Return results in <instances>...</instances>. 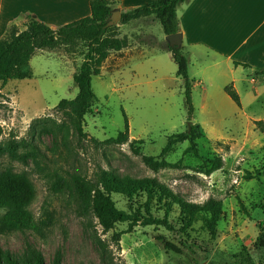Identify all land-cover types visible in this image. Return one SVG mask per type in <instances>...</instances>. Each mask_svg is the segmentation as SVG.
Segmentation results:
<instances>
[{
    "label": "rangeland",
    "instance_id": "obj_1",
    "mask_svg": "<svg viewBox=\"0 0 264 264\" xmlns=\"http://www.w3.org/2000/svg\"><path fill=\"white\" fill-rule=\"evenodd\" d=\"M122 31L129 45L113 53L93 77L98 99L86 115L84 134L75 127L71 110L58 107L61 100L78 95L74 75L82 56L38 50L30 60L32 77L0 81L2 148L11 140L28 144L18 150L24 159L0 155V194L28 200L33 222L3 226L6 208L0 206V248L21 259L31 246L47 264L58 253L62 264H193L153 238L167 233L164 229L138 226L116 242L115 233L126 230L127 223L104 231L95 214L81 212L73 175L81 172L95 180L104 170L152 179L197 204L222 201L215 246L201 263L264 264V247L256 244L264 232V78L252 74L256 98L247 94L250 83L243 82L252 75L244 70L246 79L237 81L239 106L226 92L232 84L226 63L207 67L212 58L194 57L189 61V75L195 79L190 115L185 81L177 75L172 53L150 43V35L166 40L160 21L137 20ZM142 36L148 41L142 43ZM182 51L187 55V49ZM234 76L240 80L241 75ZM126 119L125 140L119 133L126 131ZM188 122L200 126L199 155L185 152L189 140L162 155L168 137L188 130ZM113 198L118 207L130 210L125 196ZM193 235L208 237L201 224Z\"/></svg>",
    "mask_w": 264,
    "mask_h": 264
},
{
    "label": "trees",
    "instance_id": "obj_2",
    "mask_svg": "<svg viewBox=\"0 0 264 264\" xmlns=\"http://www.w3.org/2000/svg\"><path fill=\"white\" fill-rule=\"evenodd\" d=\"M190 0H153L136 8L121 11L120 20L114 23L112 17L119 2L115 0H91V15L70 23L52 27L33 14H26L21 29L18 23H12L3 37L0 38V81L6 84L10 79L32 77L30 60L38 50L62 51L83 57L79 72L74 75L78 87V95L74 99H63L59 108L70 109L78 132L84 134L86 115L93 112L98 97L94 91L92 80L101 73L103 63L113 53L128 47V39L122 36L120 24H128L135 20H158L165 34L181 31L178 8ZM150 43L160 44L162 48L172 52L178 65L177 75L185 81V96L189 114L194 112L192 88L194 79L189 75V62L181 49L171 47L166 40H159L150 35ZM143 43L146 36L140 37ZM236 65L252 67L248 63L235 62ZM256 77L264 78V65L254 68ZM229 96L241 106L240 94L233 84L226 86ZM3 97L0 91V100ZM199 125H193L184 132L174 133L168 137L162 155L186 140L191 143L186 148L187 154L199 155L197 139ZM129 124L126 119V131L120 137H128ZM139 143H144L138 140ZM28 145L25 140H11L6 150L0 142V155L7 153L12 159L25 158L18 155V150ZM72 185L77 194L81 212L85 216L95 214L104 231L112 230L119 223H127L128 228L117 232L114 240L119 242L123 233L132 232L136 227L153 226L156 230L164 229L167 233H157L153 238L165 251H172L188 257L193 264H202L212 252L218 236V224L223 215V203L211 200L206 204H197L174 194L167 188L148 178H136L130 175L121 176L111 171H100L95 180L81 172L75 173ZM123 195L129 200L130 210L118 207L113 195ZM28 200L0 194V206L6 208L2 224L32 225L27 210ZM176 213V217L175 214ZM208 234L207 239L201 235H193L196 225ZM100 245L103 243L98 240ZM257 245L264 247V232H261ZM103 246V245H102ZM101 248V247H100ZM62 253H58L52 264H62ZM103 260H107L105 252ZM0 264H47L44 255L32 248L23 258H15L10 251L0 248Z\"/></svg>",
    "mask_w": 264,
    "mask_h": 264
},
{
    "label": "crops",
    "instance_id": "obj_3",
    "mask_svg": "<svg viewBox=\"0 0 264 264\" xmlns=\"http://www.w3.org/2000/svg\"><path fill=\"white\" fill-rule=\"evenodd\" d=\"M115 1L120 3L121 11H126L153 0ZM90 3L91 0H0V38L12 23L22 25L26 14H33L57 27L91 15ZM178 17L183 34L180 49H187L188 62L194 57H207L213 59L206 62L207 67L226 63L238 93L237 81L246 79L242 75L244 70H251L252 75L255 67L264 65V0H190L179 6ZM144 20L156 22L152 18ZM124 25L120 24L122 36ZM235 62L248 63L252 67ZM236 73L241 75L240 80L235 78ZM250 78L243 83H250L251 87L246 84L250 88L247 94L255 96L251 93V89L257 90L253 86L255 79L253 75Z\"/></svg>",
    "mask_w": 264,
    "mask_h": 264
},
{
    "label": "water",
    "instance_id": "obj_4",
    "mask_svg": "<svg viewBox=\"0 0 264 264\" xmlns=\"http://www.w3.org/2000/svg\"><path fill=\"white\" fill-rule=\"evenodd\" d=\"M121 14L119 12H115L112 20L114 23H118L120 20ZM166 41L170 44L171 47L180 49L183 44V34L181 32L169 34L166 37ZM189 129L191 128V122H188Z\"/></svg>",
    "mask_w": 264,
    "mask_h": 264
}]
</instances>
